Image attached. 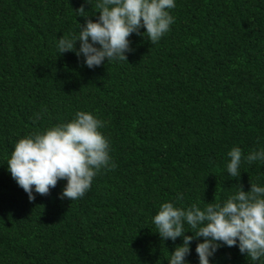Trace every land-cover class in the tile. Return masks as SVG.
Masks as SVG:
<instances>
[{
  "label": "trees",
  "instance_id": "16d2710c",
  "mask_svg": "<svg viewBox=\"0 0 264 264\" xmlns=\"http://www.w3.org/2000/svg\"><path fill=\"white\" fill-rule=\"evenodd\" d=\"M98 2L0 0V264H168L183 239L158 234L163 203L203 209L237 184L264 187V161L246 159L264 150V0H175L158 42L141 28L127 61L88 68L75 51L61 55L58 41L78 36L82 4L95 22ZM78 111L104 122L116 167L102 168L79 199L60 198L61 180L30 202L8 171L15 144ZM233 147L239 180L227 172ZM202 241L190 243L187 264H199ZM209 260L264 264L238 246Z\"/></svg>",
  "mask_w": 264,
  "mask_h": 264
},
{
  "label": "clouds",
  "instance_id": "9594fccd",
  "mask_svg": "<svg viewBox=\"0 0 264 264\" xmlns=\"http://www.w3.org/2000/svg\"><path fill=\"white\" fill-rule=\"evenodd\" d=\"M95 7L99 13L95 22L89 18L83 4L76 9L79 16L85 17L78 36L61 37L58 41L61 55L75 51L77 57H84L88 68L101 66L105 61H127L126 53L133 51L129 40L133 33L141 35L140 29L144 28L143 35L146 33L148 39L156 43L174 22L168 10L175 8V0H100ZM103 126L104 122L92 113L78 111L70 122L18 140L7 166L30 202L35 201L34 191L46 196L61 180L67 183L60 198L79 199L90 189L93 178L102 168L116 167L110 163L109 141L99 131ZM228 156L227 172L239 180L242 151L233 147ZM246 159L249 163L264 161V150L253 151ZM250 184L248 191L237 184L238 191L226 201L210 202L203 209L196 204L184 208L171 202L163 203L153 218L158 234L162 240L183 239L168 264H187L190 243L201 237L203 241L197 243L195 249L199 264H210L209 258L222 246H238L240 253L252 261L264 257V187ZM177 198L182 200L180 195ZM185 224L193 235H185Z\"/></svg>",
  "mask_w": 264,
  "mask_h": 264
}]
</instances>
